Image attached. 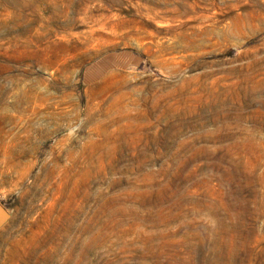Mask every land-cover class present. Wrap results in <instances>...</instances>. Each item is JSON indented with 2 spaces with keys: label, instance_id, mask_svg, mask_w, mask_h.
Masks as SVG:
<instances>
[{
  "label": "rangeland",
  "instance_id": "374dc122",
  "mask_svg": "<svg viewBox=\"0 0 264 264\" xmlns=\"http://www.w3.org/2000/svg\"><path fill=\"white\" fill-rule=\"evenodd\" d=\"M0 264H264V0H0Z\"/></svg>",
  "mask_w": 264,
  "mask_h": 264
},
{
  "label": "water",
  "instance_id": "95a60500",
  "mask_svg": "<svg viewBox=\"0 0 264 264\" xmlns=\"http://www.w3.org/2000/svg\"><path fill=\"white\" fill-rule=\"evenodd\" d=\"M7 217L5 208L0 204V223Z\"/></svg>",
  "mask_w": 264,
  "mask_h": 264
}]
</instances>
